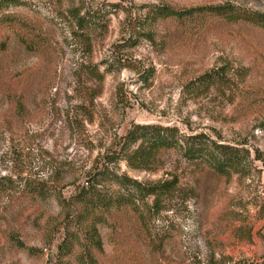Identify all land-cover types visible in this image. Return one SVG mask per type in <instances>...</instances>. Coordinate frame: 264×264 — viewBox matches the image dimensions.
I'll use <instances>...</instances> for the list:
<instances>
[{
	"label": "rangeland",
	"instance_id": "1",
	"mask_svg": "<svg viewBox=\"0 0 264 264\" xmlns=\"http://www.w3.org/2000/svg\"><path fill=\"white\" fill-rule=\"evenodd\" d=\"M227 2L264 12V0H15L0 10V264H52L78 211L71 197L133 123L203 132L244 143L251 158L255 150L264 157V29L205 14L152 16L160 5ZM70 7L100 25L90 52L70 37ZM137 16L145 17L141 25L153 31V41L131 37L127 21ZM22 36H39L42 45L29 50ZM112 58L118 62L104 72ZM224 64L230 65V88L186 89ZM89 66L104 72L102 80ZM161 157L154 174L129 170L124 162L116 169L139 181L175 172L183 195L158 215H145V234L131 212H112L99 227V264L264 261V164L252 159L248 174L227 178L178 151ZM78 252L74 246L63 260L77 264Z\"/></svg>",
	"mask_w": 264,
	"mask_h": 264
},
{
	"label": "trees",
	"instance_id": "2",
	"mask_svg": "<svg viewBox=\"0 0 264 264\" xmlns=\"http://www.w3.org/2000/svg\"><path fill=\"white\" fill-rule=\"evenodd\" d=\"M15 4V0H0V10ZM195 14L211 15L226 23H245L264 29V12L240 8L233 3H220L187 9H175L169 5H160L153 11V20H163L170 17L177 19L192 17ZM65 17L69 23V33L74 43L81 49L90 52L94 41V32L100 27L96 18L87 11L81 12L77 7H70ZM8 22L11 18L6 17ZM145 17H133L127 21V27L132 36H143L153 41V31L144 29L141 25ZM12 20L11 23H14ZM27 33L31 34L29 31ZM23 37V38H22ZM20 42L29 50L40 48L42 42L34 40V36H22ZM5 49L0 44V52ZM107 61L104 72L117 63L115 58ZM104 72H99L95 66L88 67V73L95 79L102 80ZM146 78L142 80L146 81ZM233 83L230 65L224 64L203 73L195 81H190L186 89L194 92L202 91L210 86L217 90L230 88ZM23 109L20 100L15 102V110ZM244 144V143H243ZM242 143H224L203 132L183 133L176 126L159 124L133 123L125 135L118 138L114 145L106 150L96 163L86 171L85 185L77 187L71 201L78 210L67 222L65 235L56 246L52 264H70L64 261L74 246L79 248L75 255L77 264H99L95 253L103 252L102 238L99 227L108 222V217L114 211L131 212L141 227L142 234L148 232L145 215H158L169 209L172 202L178 200L184 193L180 178L175 172H166L156 180L139 181L126 172H118L117 165L124 162L127 169L157 173L162 168V153L178 151L189 163L203 166L205 172L216 176L231 177L239 174L244 176L249 172L252 161L259 160L264 164V157L258 150L251 158L250 150ZM108 186V189H105ZM148 201L150 203H148ZM75 213V214H74ZM157 246H161L158 244ZM156 248V245L154 246ZM232 264H264L246 261H236Z\"/></svg>",
	"mask_w": 264,
	"mask_h": 264
}]
</instances>
